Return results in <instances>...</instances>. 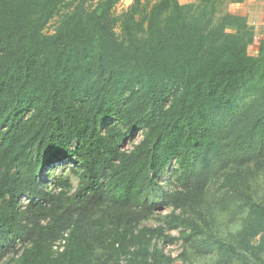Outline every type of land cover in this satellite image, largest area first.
Here are the masks:
<instances>
[{"label": "trees", "instance_id": "trees-1", "mask_svg": "<svg viewBox=\"0 0 264 264\" xmlns=\"http://www.w3.org/2000/svg\"><path fill=\"white\" fill-rule=\"evenodd\" d=\"M120 1L0 0V264L10 253L6 264H163L172 257L150 245L171 229L203 255L264 264V203L245 171L264 153V46L250 54L254 27L223 9L227 0H133L114 16ZM107 117L122 128L102 131ZM68 158L76 187L62 174L44 185V169ZM176 158L184 186L170 193L160 176ZM159 194L181 213L136 233ZM238 199L248 213L236 243L214 236L198 246L196 218L208 225L210 210Z\"/></svg>", "mask_w": 264, "mask_h": 264}, {"label": "rangeland", "instance_id": "rangeland-1", "mask_svg": "<svg viewBox=\"0 0 264 264\" xmlns=\"http://www.w3.org/2000/svg\"><path fill=\"white\" fill-rule=\"evenodd\" d=\"M100 0H89L88 7L93 8ZM156 0H151V4H153ZM200 0L190 3H198ZM134 3L133 0H122L118 2L113 10L114 16H119L124 12L128 11L131 5ZM225 1H222L221 5H224ZM223 7V6H221ZM225 7H223L224 9ZM67 9L63 8L61 13L65 12ZM61 14L56 15V17L52 20L49 24L47 31L52 32L55 29L56 24L59 21ZM116 32L118 34L121 33L120 26H116ZM249 52L252 55H258V51L256 47L250 46ZM130 96V95H129ZM250 98L241 99L239 103H237L239 107L246 108L250 102ZM126 101L122 103L125 104ZM122 126L117 122L115 117H107L102 120L100 124V129L102 131H106L111 126ZM143 137V131L136 132L134 136H128L126 140L122 143V147L125 149H132V147ZM74 165V159H65L64 161H59L52 163L50 166L44 169V172L40 175L41 182L47 186H53L54 179L57 178L58 175L61 174L64 177L68 175L71 177L72 184L76 187L78 180L74 174H70V172L66 169ZM66 168V169H64ZM66 171V172H62ZM246 173L248 172L251 176V188H250V195L252 196L253 200L257 202L264 203V153L261 157L253 160L250 164L247 165L245 168ZM182 174L181 169V162L179 158L173 159L170 164L166 167L163 173L160 176V181L167 192H176L177 190L183 189V184L179 180ZM223 177L221 179V182ZM215 188L219 186L218 178H215ZM73 187V188H74ZM227 189V188H225ZM164 194H159L155 197L156 203H161L163 201ZM246 199V197H245ZM28 196H23L21 198V205H24L28 202ZM240 201L238 199L235 206L231 210H215L208 213V217L206 216L205 222L207 224L203 225V218H196L197 221L204 226V233L200 236V238L196 241L197 245L200 246L208 240L214 238V236L223 237V239L227 240L228 242L232 241L236 243L235 239L236 231L243 227V224L240 223L238 219L245 218V214H247V209L243 206L242 209L238 207L240 205ZM245 209V210H244ZM242 211V212H241ZM102 210L99 212V215L102 214ZM171 213H181V211L175 210L172 207L165 206L162 203L155 209V212L147 215L145 218L137 221L136 226V233L142 229L143 227H156L164 224V219L168 214ZM189 213V212H187ZM195 217V216H194ZM210 222V223H209ZM168 234H170V238L165 240L157 241V237L152 239L150 248L154 249L155 247L164 248L165 251L172 257L169 262L164 261L163 264H242L243 259L239 258L238 255L232 256V258L227 257L226 255H203V253L196 249V247L189 245L188 243H184V241L179 237L180 231L179 229H171L166 230ZM263 231H260L255 236L248 238L252 247L257 245L260 242V237ZM24 242L19 241L16 245V248H22ZM13 252V250H12ZM13 256V253L8 254L2 261L3 264L9 260V258Z\"/></svg>", "mask_w": 264, "mask_h": 264}, {"label": "crops", "instance_id": "crops-1", "mask_svg": "<svg viewBox=\"0 0 264 264\" xmlns=\"http://www.w3.org/2000/svg\"><path fill=\"white\" fill-rule=\"evenodd\" d=\"M181 3H190L197 0H179ZM225 10L234 15L246 14L248 22L255 29V42L258 53L260 45L264 46V0H227ZM229 31H235L234 27H228Z\"/></svg>", "mask_w": 264, "mask_h": 264}]
</instances>
